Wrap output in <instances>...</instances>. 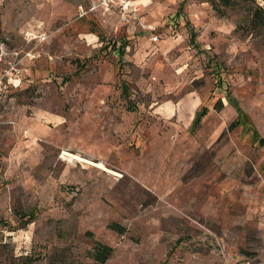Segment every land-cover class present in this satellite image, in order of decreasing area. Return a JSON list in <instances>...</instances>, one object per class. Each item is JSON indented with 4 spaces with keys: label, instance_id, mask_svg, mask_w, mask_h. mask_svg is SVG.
<instances>
[{
    "label": "rangeland",
    "instance_id": "374dc122",
    "mask_svg": "<svg viewBox=\"0 0 264 264\" xmlns=\"http://www.w3.org/2000/svg\"><path fill=\"white\" fill-rule=\"evenodd\" d=\"M212 1L0 0V264H264V0Z\"/></svg>",
    "mask_w": 264,
    "mask_h": 264
},
{
    "label": "built area",
    "instance_id": "2783aa9c",
    "mask_svg": "<svg viewBox=\"0 0 264 264\" xmlns=\"http://www.w3.org/2000/svg\"><path fill=\"white\" fill-rule=\"evenodd\" d=\"M137 2L139 0H88L86 4L80 5L78 8V17L80 19L87 18L99 9H105L106 11L114 10L120 15L122 22H129L131 15H134L138 11ZM26 38L30 41H38L44 43L48 39V35L45 32L34 34L27 32ZM153 41H157L158 38H152ZM9 60L7 61V59ZM29 60L32 59V55L27 54ZM22 59L19 58V53L8 52L3 43H0V96L10 86H13L15 82H20L23 78L24 69ZM19 85V84H18Z\"/></svg>",
    "mask_w": 264,
    "mask_h": 264
},
{
    "label": "trees",
    "instance_id": "16d2710c",
    "mask_svg": "<svg viewBox=\"0 0 264 264\" xmlns=\"http://www.w3.org/2000/svg\"><path fill=\"white\" fill-rule=\"evenodd\" d=\"M226 3L230 2V0H223ZM236 1V0H235ZM244 1V0H242ZM212 4L214 5V7H216V0H214V2L212 1ZM264 25V8H260L258 7L256 10H254V13L252 15V27L254 29L258 28V26ZM128 91H129V87L126 83H124L122 85V94H124L125 97H128ZM233 102V106L236 108L237 112H238V119L235 120L232 124H231V129H234L236 127H238L240 125V123H242V120L244 118V114L241 110V108L238 106V103L236 101H232ZM130 103V102H129ZM133 107V106H132ZM129 108V110H133L134 108ZM221 107H223V104L220 101H218L215 104V109L216 110H220ZM134 111V110H133ZM209 112V108L208 107H203L201 110V113L199 114L198 117H196V121L199 119L201 120L202 117H205ZM260 144L264 147V139L260 138ZM34 216L29 215V218L27 220L25 215H21V221L23 224H29L31 221L29 220L30 218H33ZM115 230H117V232L123 233V229L122 228H117V226H113ZM114 249L106 244H103L101 242H96L94 248H93V258L95 261L99 262L100 264H105L110 257L113 255Z\"/></svg>",
    "mask_w": 264,
    "mask_h": 264
},
{
    "label": "crops",
    "instance_id": "0c3cea01",
    "mask_svg": "<svg viewBox=\"0 0 264 264\" xmlns=\"http://www.w3.org/2000/svg\"><path fill=\"white\" fill-rule=\"evenodd\" d=\"M20 82L18 81V82H15L14 84H13V87L14 86H17L18 84H19ZM234 122V121H233ZM264 139V138H263ZM262 146V145H261ZM263 147V146H262Z\"/></svg>",
    "mask_w": 264,
    "mask_h": 264
}]
</instances>
